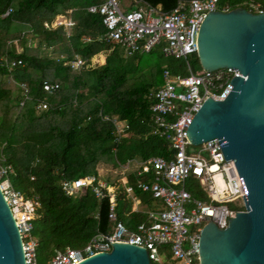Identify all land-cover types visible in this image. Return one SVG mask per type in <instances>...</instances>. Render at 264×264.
<instances>
[{
	"label": "trees",
	"instance_id": "obj_1",
	"mask_svg": "<svg viewBox=\"0 0 264 264\" xmlns=\"http://www.w3.org/2000/svg\"><path fill=\"white\" fill-rule=\"evenodd\" d=\"M136 1L167 11L179 0ZM248 1L220 0V4L227 10H248ZM252 1L264 10V0ZM92 2L95 0H0V158L13 168L10 185L39 199L32 222L38 239L37 262L45 263L56 249L81 247L94 233L109 229L107 197L96 199L88 187L67 195L59 187L61 180L97 176L98 162L118 167L130 159L169 157L166 140L149 133L150 91L161 84L164 66L173 74H187L182 59L170 58L161 64L163 56L155 50L123 57L117 46L102 40L100 16L85 10ZM7 8L11 11L2 16ZM68 9L74 21L69 35L62 26L43 27L44 21ZM46 47L54 55L40 52ZM99 53L101 62L88 65ZM74 55L86 64L69 67L66 61ZM2 57L19 58L22 64L7 72ZM187 61L192 71L201 69L195 53ZM43 80L56 82L58 88L51 94L42 92ZM19 82L26 85L28 94L22 106L18 105ZM36 98L44 99L48 107L36 112ZM111 117L128 126L115 142L113 124L107 119ZM121 184L114 180L117 217L126 226H134L142 215L120 204ZM187 189L191 195L203 197L195 185L189 184ZM135 193L147 203L152 200L147 192L136 189Z\"/></svg>",
	"mask_w": 264,
	"mask_h": 264
},
{
	"label": "built area",
	"instance_id": "obj_2",
	"mask_svg": "<svg viewBox=\"0 0 264 264\" xmlns=\"http://www.w3.org/2000/svg\"><path fill=\"white\" fill-rule=\"evenodd\" d=\"M95 0L85 10L100 16L104 28L102 40L117 46L123 57L148 53L158 49L163 57L182 59L186 75L173 74L165 66L161 72V84L150 91L151 135L166 140L169 157L152 155L145 159H130L123 164L132 181L121 180L124 193L132 202V210L142 219L134 226H126L116 213V190L112 183L97 176L85 175L71 180H61L60 189L67 195H75L83 188H90L94 197H107L109 229L94 233L81 247L56 249L44 264H77L84 258L107 252L112 242L127 243L143 248L150 264H199L197 245L202 227L208 222L217 228L225 227L233 212L244 210L241 195L244 190L233 160L224 162L216 138L201 144L196 152L188 151L191 145L186 134V125L191 116L206 98L222 100L231 88L230 79L238 71L233 68H218L192 71L187 56L196 54L195 36L199 23L208 11H226L220 0H179L170 10L150 6L136 0ZM248 11H263L259 4L249 0ZM7 8L2 16L7 15ZM71 10L56 14L44 28L62 26L67 35L74 26ZM7 72L21 65L19 58H1ZM98 63L89 59L88 65ZM66 64L77 69L86 64L74 55ZM7 79V78H6ZM21 93L18 105L28 98L23 82L17 83ZM41 90L51 94L56 82L43 80ZM48 103L36 98L34 110H45ZM106 118V117H105ZM110 119L113 124V141H118L128 128L124 121ZM0 158V190L7 203L18 230L24 264H37V237L33 234L32 222L36 217L39 199L14 189L8 180L13 173L10 164ZM122 167V165H121ZM32 178V177H31ZM195 185L203 197L191 195L187 186ZM147 192L154 204L139 210L134 191ZM163 256V257H162ZM164 258V259H163Z\"/></svg>",
	"mask_w": 264,
	"mask_h": 264
},
{
	"label": "water",
	"instance_id": "obj_3",
	"mask_svg": "<svg viewBox=\"0 0 264 264\" xmlns=\"http://www.w3.org/2000/svg\"><path fill=\"white\" fill-rule=\"evenodd\" d=\"M204 71L233 68L222 98H206L185 134L191 145L216 138L224 162L233 160L244 195V210L223 228L205 224L198 237L199 264H264V10L243 7L208 11L195 36ZM107 252L77 264H150L138 246L112 242ZM0 264H24L15 222L0 190Z\"/></svg>",
	"mask_w": 264,
	"mask_h": 264
},
{
	"label": "rangeland",
	"instance_id": "obj_4",
	"mask_svg": "<svg viewBox=\"0 0 264 264\" xmlns=\"http://www.w3.org/2000/svg\"><path fill=\"white\" fill-rule=\"evenodd\" d=\"M121 3H122V8L124 9L125 7L123 6V1L122 0H121ZM35 43H36L35 40L33 42H31V44H35ZM154 50L156 52H159L158 49H154ZM40 52L43 55H48V56L54 55L53 52H52V49L51 48H47V47L45 49L41 48ZM170 58L171 57H161L160 58V63L161 64L168 63L170 61ZM178 60H180V59H178ZM176 62L177 61H175V62L172 61L171 64L172 63H176ZM4 80H5V78H4ZM198 148H199V145H189V146H187V150L188 151H193V152H196L198 150ZM131 165L132 164H130V166ZM96 171H97V174H98V178L100 180L112 183L114 185V180L117 179V178L122 177V171L123 170H122L121 166L113 167L109 163L98 162L97 165H96ZM115 190H116V186H115ZM121 197H122V199H119L118 201L120 202V204L122 206H123V203L131 206L132 202L129 199V197L124 193L123 188H122ZM138 204H139V207H142L141 203H138ZM37 264H44V263L43 262H37Z\"/></svg>",
	"mask_w": 264,
	"mask_h": 264
},
{
	"label": "crops",
	"instance_id": "obj_5",
	"mask_svg": "<svg viewBox=\"0 0 264 264\" xmlns=\"http://www.w3.org/2000/svg\"><path fill=\"white\" fill-rule=\"evenodd\" d=\"M13 43L15 44L16 50L19 51L20 50V46H18V44L15 41ZM102 58H103V55L101 53H99V54H96L95 56H93L91 59H93L94 61H97L99 63V62H101ZM132 169H133V165L129 166L128 170H124L123 169V165H122V170H123L122 171V181H124V179H127V181L130 182L129 181V177L132 178V175H131V173H129V171L132 170ZM117 179H120V178H117ZM134 193H135V191H134ZM135 196L137 197L138 203H141V206H142V207H139L138 203L135 205V207H137V209H139V210L147 209V208L151 207L154 204V202L152 200H151L150 203H147L146 201H143V200L139 199L138 196L136 195V193H135ZM130 209L132 210V204L130 206ZM137 213H139V212H137Z\"/></svg>",
	"mask_w": 264,
	"mask_h": 264
}]
</instances>
